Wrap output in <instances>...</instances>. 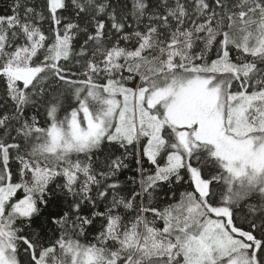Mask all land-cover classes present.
I'll use <instances>...</instances> for the list:
<instances>
[{"label":"snow or ice","instance_id":"6c2138e0","mask_svg":"<svg viewBox=\"0 0 264 264\" xmlns=\"http://www.w3.org/2000/svg\"><path fill=\"white\" fill-rule=\"evenodd\" d=\"M0 264H264V0H0Z\"/></svg>","mask_w":264,"mask_h":264}]
</instances>
